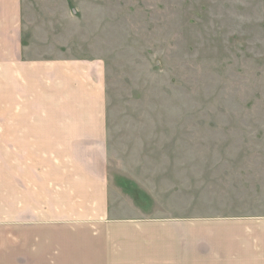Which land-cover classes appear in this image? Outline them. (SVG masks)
<instances>
[{
    "label": "rangeland",
    "instance_id": "374dc122",
    "mask_svg": "<svg viewBox=\"0 0 264 264\" xmlns=\"http://www.w3.org/2000/svg\"><path fill=\"white\" fill-rule=\"evenodd\" d=\"M21 28L28 59L105 62L113 218L190 223L193 253L207 248L192 264H242L225 261L237 241L210 235L264 217V0H21ZM7 178L1 153L0 220ZM86 234L62 264L96 263ZM6 248L0 237V264ZM167 248L161 234L153 264Z\"/></svg>",
    "mask_w": 264,
    "mask_h": 264
},
{
    "label": "crops",
    "instance_id": "0c3cea01",
    "mask_svg": "<svg viewBox=\"0 0 264 264\" xmlns=\"http://www.w3.org/2000/svg\"><path fill=\"white\" fill-rule=\"evenodd\" d=\"M22 30L21 0H0V159L6 155L8 177L0 237L7 241V264H32L42 256L44 264H62L82 230L87 249L95 251L89 260L99 264L158 262L161 234L168 264L201 259L207 248L193 253L190 223L183 231L172 223L166 231L154 224L143 229L131 225L140 221L127 224L111 215L105 62L28 59ZM248 222L243 233L224 235L223 223L210 235L211 241L238 242L225 261L264 264V217ZM197 227L206 233V226Z\"/></svg>",
    "mask_w": 264,
    "mask_h": 264
}]
</instances>
